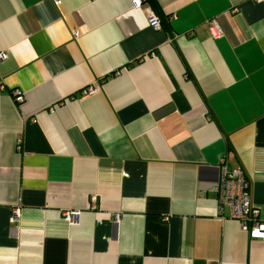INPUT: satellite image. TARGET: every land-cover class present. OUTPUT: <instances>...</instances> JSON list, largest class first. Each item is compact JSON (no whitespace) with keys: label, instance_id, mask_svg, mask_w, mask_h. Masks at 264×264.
<instances>
[{"label":"crops","instance_id":"crops-1","mask_svg":"<svg viewBox=\"0 0 264 264\" xmlns=\"http://www.w3.org/2000/svg\"><path fill=\"white\" fill-rule=\"evenodd\" d=\"M54 1L0 0V264H264V0Z\"/></svg>","mask_w":264,"mask_h":264},{"label":"built area","instance_id":"built-area-1","mask_svg":"<svg viewBox=\"0 0 264 264\" xmlns=\"http://www.w3.org/2000/svg\"><path fill=\"white\" fill-rule=\"evenodd\" d=\"M260 1V0H255ZM54 4L57 5L58 1L55 0ZM131 7L134 9L145 8L146 21L148 26L154 30L160 29V21L154 14L151 8L146 7V0H131ZM208 32L211 38L219 37L221 35V29L215 19H210L207 22ZM74 36V34H73ZM5 58V54L0 53V60ZM0 89L3 86L0 84ZM96 90L95 85L88 86L82 89L81 94H91ZM14 103L18 104L23 101L22 93L14 89L10 92ZM66 100H64L65 102ZM52 112V108L48 109ZM18 146L19 141L16 140ZM216 200L218 205L225 206L229 210L230 217L238 223L240 231L250 239H258L264 242V221L259 219L258 209L255 208L250 200L249 182H247L242 175L240 168L231 170L221 169L219 183L216 188ZM76 212H66L63 216V220L70 223ZM18 217V209L11 211L10 221L13 222Z\"/></svg>","mask_w":264,"mask_h":264},{"label":"water","instance_id":"water-1","mask_svg":"<svg viewBox=\"0 0 264 264\" xmlns=\"http://www.w3.org/2000/svg\"><path fill=\"white\" fill-rule=\"evenodd\" d=\"M151 3V0H148Z\"/></svg>","mask_w":264,"mask_h":264}]
</instances>
